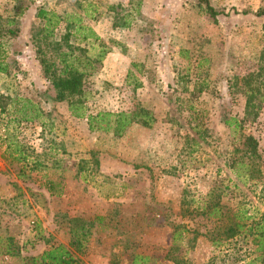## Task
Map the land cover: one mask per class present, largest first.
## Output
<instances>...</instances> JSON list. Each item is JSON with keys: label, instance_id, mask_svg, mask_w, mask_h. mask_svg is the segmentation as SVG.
Instances as JSON below:
<instances>
[{"label": "rangeland", "instance_id": "1", "mask_svg": "<svg viewBox=\"0 0 264 264\" xmlns=\"http://www.w3.org/2000/svg\"><path fill=\"white\" fill-rule=\"evenodd\" d=\"M209 1L223 14L210 17L195 0H0V27L17 33L3 40L8 71L0 74V237L13 238L21 257L67 246L68 218L102 217L78 255L81 264H264L242 234L213 244L220 225L198 210L215 201L223 213L264 210V95L254 121L236 132L224 122L243 117L245 96L229 88L233 80L264 63V17L255 15L264 0ZM39 7L81 16L100 38L64 40L74 50L91 60L98 46L109 51L85 80L86 113L143 108L153 116L150 127L132 124L121 136L91 132L67 102L52 100L30 39L32 27L41 29ZM65 34L62 24L52 41ZM17 97L42 115L14 121ZM190 102L202 119L198 136ZM7 135L37 167L27 179L17 178L21 164L4 153ZM242 135L257 140L258 180L246 181L247 172L238 179L229 168ZM45 175L61 183V195L48 194ZM0 264L25 263L0 255Z\"/></svg>", "mask_w": 264, "mask_h": 264}, {"label": "trees", "instance_id": "2", "mask_svg": "<svg viewBox=\"0 0 264 264\" xmlns=\"http://www.w3.org/2000/svg\"><path fill=\"white\" fill-rule=\"evenodd\" d=\"M195 1L199 8L203 9L210 17L223 14L217 12L209 0ZM131 2L133 3L134 1ZM137 4H140V2L137 1ZM85 15L87 14L85 13ZM255 15L264 17V8L258 10ZM35 17L41 23V29L37 30L32 27L30 29V39L32 45L36 48L37 59L42 68L43 78L51 84L54 91L53 101L67 102L71 115L77 119H86L88 129L91 132L103 131L110 132L114 136H121L132 124H139L143 127H150L152 125L154 121L152 114L143 108L119 113L98 112L95 115L87 114L84 106L85 80L87 77L93 75V72L96 70L95 64L101 62L109 51L103 50V46H98V48H101L99 56L96 60H91L81 53L83 52L82 49L75 47V50L80 51V55L75 54L74 47L72 48L71 45H68L64 41L70 37L78 44H87L89 42L94 44L100 41L95 31L85 25L79 15H69L67 13L60 15L39 7ZM62 24L66 30V34L62 38L63 41L60 40L62 43L52 41L55 30ZM16 34L14 29L9 27L2 29L0 27V74L7 73L8 71V65L4 61L3 40L6 37H14ZM62 44L65 45L63 46ZM41 45L45 49H42ZM47 51L51 52L49 59H46ZM233 81L229 88H238L245 96L243 117L241 119L228 117L224 122L232 132H236L241 128L242 124L246 121H254L259 114L261 105L259 100H262L264 95V63L258 66L256 71ZM1 99L2 97H0V109L4 111L6 104H3ZM11 108L13 114L18 116L14 121L32 122L42 115V112L29 99L17 97L11 101ZM186 110L190 114L191 130L198 136L201 133V116L195 110L192 102L187 105ZM239 140L241 149L238 152L240 156L231 159L229 168L233 172H236L238 179L242 178L241 174L243 172L245 174L247 172V177L243 175L244 178L246 177V181L258 180L261 178V172L256 165L258 159L257 140L253 136L244 135L239 137ZM4 142L6 144L4 153L8 155V158L11 160L10 163L21 164L17 169V178H29L30 172H35L37 167L33 170L29 167L28 163L24 162L23 149H20V145L14 141L11 135H7ZM95 163L97 165L98 162L95 160ZM43 178H45L43 187L50 196L61 195L62 185L60 182L47 179L46 175ZM208 204L199 207L198 210L205 215L215 217L219 223L218 225H220L221 231L215 233L216 238L212 240L213 244L219 243L220 240L233 239L235 236L242 234L244 238H250L254 251L259 254L264 263V210L257 214L248 215L246 211L239 207L223 213V207L219 201H215L212 204L208 202ZM103 221L102 217H95L91 222L81 218H68L66 223L68 224L70 235L68 245H52L40 255L32 257H21V248L13 238L0 237V244L3 246L0 255L8 256L9 258L18 257L25 264H81L78 255L84 254L86 244L92 234L91 229L93 225H101Z\"/></svg>", "mask_w": 264, "mask_h": 264}]
</instances>
